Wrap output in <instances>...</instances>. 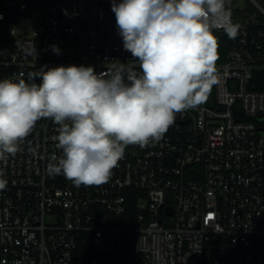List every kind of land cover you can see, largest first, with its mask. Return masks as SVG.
<instances>
[{"label":"built area","instance_id":"2783aa9c","mask_svg":"<svg viewBox=\"0 0 264 264\" xmlns=\"http://www.w3.org/2000/svg\"><path fill=\"white\" fill-rule=\"evenodd\" d=\"M227 7L239 34L214 33L224 61L207 101L177 114L158 143L128 146L107 183L47 174L62 155L50 119L0 161V264H264V91L254 83L264 71V1ZM111 8L0 0V80L27 81L45 65L139 72Z\"/></svg>","mask_w":264,"mask_h":264},{"label":"clouds","instance_id":"9594fccd","mask_svg":"<svg viewBox=\"0 0 264 264\" xmlns=\"http://www.w3.org/2000/svg\"><path fill=\"white\" fill-rule=\"evenodd\" d=\"M227 4L112 0L123 47L140 71L123 64L99 74L93 66L45 65L27 81L0 80V161L15 156L39 120L50 119L59 126L54 140L62 155L52 158L47 174H62L77 187L107 183L128 146L158 143L177 114L207 101L219 82L214 33L239 34Z\"/></svg>","mask_w":264,"mask_h":264},{"label":"trees","instance_id":"16d2710c","mask_svg":"<svg viewBox=\"0 0 264 264\" xmlns=\"http://www.w3.org/2000/svg\"><path fill=\"white\" fill-rule=\"evenodd\" d=\"M261 1H264V0H261ZM223 61H224V50L218 45L216 63H220ZM254 83L256 84L259 90L264 91V71H258L255 73ZM262 125L264 126V121Z\"/></svg>","mask_w":264,"mask_h":264},{"label":"rangeland","instance_id":"374dc122","mask_svg":"<svg viewBox=\"0 0 264 264\" xmlns=\"http://www.w3.org/2000/svg\"><path fill=\"white\" fill-rule=\"evenodd\" d=\"M39 20H40V15L38 14V15H36L32 20H30V21H26V22L24 23L23 27L20 26V27H19V30H23V29H25V28H29V29H31V28H33V27L36 25V23H37Z\"/></svg>","mask_w":264,"mask_h":264}]
</instances>
